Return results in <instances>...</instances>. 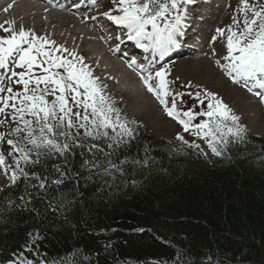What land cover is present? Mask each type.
<instances>
[{
  "label": "snow or ice",
  "instance_id": "1",
  "mask_svg": "<svg viewBox=\"0 0 264 264\" xmlns=\"http://www.w3.org/2000/svg\"><path fill=\"white\" fill-rule=\"evenodd\" d=\"M195 3L196 0H108V9L99 15L136 47L150 52L154 59H163L181 47V38L191 27L189 6ZM232 10L231 22L215 28L210 37L211 43L220 45V52L213 48V55L219 54L228 61L222 68L232 83L244 81L248 87L251 82L249 91L264 89V0H237ZM5 23L7 27L0 24L5 33L0 36V129H3L0 130V167L6 175L10 172V183L15 185L23 177L25 181H36L32 187L39 190L59 188L66 180L80 176L67 167L77 150L82 157V169L90 172L95 169L96 174L104 175H112L113 170L122 172L121 165L128 161L118 164L111 157L134 138L135 129L131 125L136 121H129L122 114L116 101L105 93L106 85L100 83V78L93 75L75 50L31 29H16L10 22ZM137 63L133 58L129 67ZM216 63L219 65L220 60ZM169 75L170 69L164 67L153 73L151 62L147 68L141 66L140 79L147 91L181 127L182 131L176 134L178 141L204 154L195 140L185 139L183 133H189L205 142L217 157L224 155L230 144L243 141L246 126L217 93L207 89L187 93L189 98L194 96L193 104L204 105L205 101L207 104L185 110L177 101L185 103L186 94L171 91ZM185 87L191 88L192 84L189 82ZM254 94L264 103V93ZM56 159L64 163H53L44 172L25 170ZM54 201L55 197L48 202L52 211L66 207L63 201L52 207ZM28 236L22 248L32 253L30 245H35L41 237L39 233ZM75 256L76 251H72L51 264H76ZM6 264H49V261L31 259L21 251Z\"/></svg>",
  "mask_w": 264,
  "mask_h": 264
},
{
  "label": "trees",
  "instance_id": "2",
  "mask_svg": "<svg viewBox=\"0 0 264 264\" xmlns=\"http://www.w3.org/2000/svg\"><path fill=\"white\" fill-rule=\"evenodd\" d=\"M131 126L134 138L111 157L128 161L122 172L82 169L77 150L67 167L80 176L59 188L23 177L0 187V264L21 251L49 264L72 251L76 264H264V138L247 129L222 156L207 147L209 160ZM53 163L64 161L25 170ZM53 197L66 207L52 211ZM29 233L41 237L32 253L22 248Z\"/></svg>",
  "mask_w": 264,
  "mask_h": 264
},
{
  "label": "bare ground",
  "instance_id": "3",
  "mask_svg": "<svg viewBox=\"0 0 264 264\" xmlns=\"http://www.w3.org/2000/svg\"><path fill=\"white\" fill-rule=\"evenodd\" d=\"M12 1V7L8 8L7 11L0 7L1 24H5L7 27L8 24L5 22H10L16 29L21 27L26 30L31 29L39 36L43 35L48 38H52L57 42V44H64V37L67 36V33H71L74 35V40L72 43L66 42V45L73 48V45L78 44V46H75V49H77L83 56L90 54L89 48L85 47L86 44H88L92 49L98 50L96 54H99V56L93 55L91 60H89V63L93 66V72L97 73L96 76L100 78L102 83L105 82L109 88H114V90L118 92V95H123L125 97V100H127L126 98H129L137 105L142 104L144 107H147V109H144L143 111L137 110V112L140 113V115L145 116L150 124L156 125L157 128L163 130H169L172 128L170 123L167 121L170 117H168L164 112L163 106L151 93L147 91L141 81V71H136L134 65L129 67V63H125V59L122 55H120L118 47L116 48V46H113L114 38H104L103 33L96 27V25H94V21L101 22V15L97 14V18L95 20H89L80 14L85 9H74L72 7L44 9L47 7V4L39 0ZM208 2V0L204 2L198 0L191 8V17H197L200 15L205 16L206 13L217 11L218 14L214 19L205 18L202 22L212 24L211 28L207 30L208 42L203 44L197 50L190 49L182 51V57L174 60V62L164 68L169 69L171 67H177V64H180V75H188L193 77L194 80H202L205 87L213 86L222 91L223 97L226 100L231 101L235 108L245 110L243 116L244 118L250 120L248 127L252 132H257L255 127L260 122L257 111H259L262 105L259 104V101L247 98V94L257 97L254 93L257 91H264V89L257 90L253 88L252 91H249L248 87L250 86L245 87L241 82L236 83L238 88L242 89L240 90L236 88L234 84L224 83L220 78L215 76L217 73L223 78L225 72L222 65L228 63V61L224 60L219 54L215 56L213 55V48H215L217 53H219L220 45L219 43L214 45L210 42V37L214 34L215 28L222 27L224 25V21L220 26L217 22L219 19L224 17L225 11L223 8H217L213 4H208ZM199 3H207V5H202L200 8L195 7ZM108 6V0H98L96 5H94V7H90L88 11H106ZM45 19H47V22L50 25H52L51 23H57V26L64 29V33L59 35L58 30L53 26L47 32L42 30ZM197 31L204 32L201 28ZM3 33V30L0 29V34ZM217 59L220 60L219 65L216 63ZM112 73H115L114 75L121 78L120 82L118 79H114ZM129 78L134 79L144 89L142 94L151 95L152 97L150 96V98L156 100L157 104H155L152 100V102L145 101L144 96H140L142 95L141 92L131 90L128 83H122V79L128 80Z\"/></svg>",
  "mask_w": 264,
  "mask_h": 264
},
{
  "label": "rangeland",
  "instance_id": "4",
  "mask_svg": "<svg viewBox=\"0 0 264 264\" xmlns=\"http://www.w3.org/2000/svg\"><path fill=\"white\" fill-rule=\"evenodd\" d=\"M236 3H237V0H229V4L232 5V8H229L228 7L229 4L225 8L226 9L225 15L227 16V19H226L227 21L224 22L223 27L226 26L227 24H229L231 22L230 17L234 14V12H233L232 9L235 8ZM51 24L52 25L48 24L47 19H45V23H44V26H43V29L42 30H44V31L47 32L53 26V27H55V29L58 30V34L59 35H61V34L64 33V29L61 28V27H59V26H57V23H51ZM64 38H65L64 44H62V45H64L65 47H67L66 44L67 43H72V41L74 40V35H72L71 33H67V36H65ZM75 46H78V44L73 45V48H71V49L74 50ZM85 47L86 48H89V51H90V54L89 55L82 56V55L79 54V52H77V54L79 56H82L84 58V62L87 63V60H91V57H93V55H98V54H96L97 53V49H92L88 44H86ZM69 58L71 59V57H69ZM162 67H165V65L162 66ZM90 68L92 69L93 66L90 65ZM171 68H172V70H171ZM171 68H169L170 69V72H172L170 75H172L173 77H176V79H174L172 81V83H170V85H169V87H170V89H171V91L173 93H177V92H182L183 93L186 89H188V87H185V85L188 84L189 82L192 85H200L201 87L199 88V90H201V91L203 89H207L208 91H212L214 93H217L224 100V102L227 103L233 109L234 113L236 115H238V116L241 117L240 123L242 125L246 126L250 130V128L248 127V125L250 124V120L247 119V118H244V116H243V113H244L245 110H240L238 108H235L234 105H233V103L231 101L226 100L223 97L222 91H220L219 89H217V88H215L213 86H207V87H205V84L203 83L202 80H194L193 77H190L188 75H184V76L180 75V73H181V70H180L181 69V65L180 64H177V67H171ZM19 70L20 69H17V71H19ZM156 70H158V69H156ZM93 75L96 76L97 73L96 72H93ZM215 76L218 77V78H220L224 83H227V80L224 79V78H222L219 74L216 73ZM116 79H118L119 82L121 80V78L119 76H117ZM100 83L102 85H106L105 82L102 83L100 81ZM129 88L131 90H135L136 91L135 87L132 86V85H129ZM104 91H105V93L108 96H110L113 100L116 101V106L121 108L122 113H124L129 119H132V120H135V121H138V122L142 123L148 133H150L152 135H155L157 137L160 136V137H164V138L170 139V138H173L178 132H181L182 131L181 130V127L179 125H177V123L174 120H172L171 118L167 120L170 123L171 127H172L171 129H169V130H165L164 129L163 130V129L157 128L156 125L150 124V122L147 120V118H145V116H142V115H140V113L137 112V110L143 111L144 109H147V107H144V105H142V104L137 105L132 99H129V98H126L127 100H125L124 99L125 97L123 95H118L117 94L118 92H116L114 90V88L111 89L107 85L104 88ZM190 92L192 93V91H190ZM140 96H144L145 101L152 102L151 101L152 99L150 98L151 95H149V94H142ZM184 99L186 100V95L184 96ZM191 99L193 101V98H191ZM156 100H153V102L155 104H157ZM169 100H171V97L169 98ZM188 100H190L189 97H188ZM177 102H178V105L181 108L185 109V110L189 106H194L195 108H202L203 106H205V104L204 105L193 104V102H190V101H189V103L186 106V105H183V103L181 104L180 101H179V99H178ZM159 106H160V104H159ZM257 114L259 116L260 122L255 127L257 132H254V134L255 133H258L257 135L264 137V105H262L261 108L259 109V111H257ZM183 135L185 136V139L186 140H190V141L195 140L200 145H202L201 149H202L204 155L206 157H209L208 156V153H207V150H206V148L204 146V143L205 142L201 141L198 138L192 137L189 133H183ZM8 177H9V173L7 175H4L3 179L0 181V185L7 183L9 181V178Z\"/></svg>",
  "mask_w": 264,
  "mask_h": 264
}]
</instances>
